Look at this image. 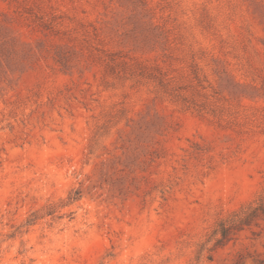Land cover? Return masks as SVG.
I'll use <instances>...</instances> for the list:
<instances>
[{"label":"rangeland","instance_id":"obj_1","mask_svg":"<svg viewBox=\"0 0 264 264\" xmlns=\"http://www.w3.org/2000/svg\"><path fill=\"white\" fill-rule=\"evenodd\" d=\"M264 0H0V264H264Z\"/></svg>","mask_w":264,"mask_h":264},{"label":"trees","instance_id":"obj_2","mask_svg":"<svg viewBox=\"0 0 264 264\" xmlns=\"http://www.w3.org/2000/svg\"><path fill=\"white\" fill-rule=\"evenodd\" d=\"M264 212V201L258 202L255 206H250L245 210H241L234 214V217L220 220L215 229V233L220 237L216 240V244L222 243L232 229H235L237 225L246 223L250 218L257 215V213Z\"/></svg>","mask_w":264,"mask_h":264}]
</instances>
